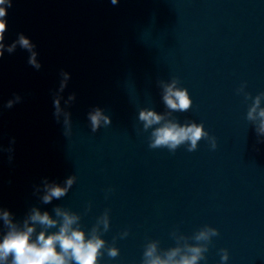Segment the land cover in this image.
Listing matches in <instances>:
<instances>
[{
    "label": "water",
    "instance_id": "95a60500",
    "mask_svg": "<svg viewBox=\"0 0 264 264\" xmlns=\"http://www.w3.org/2000/svg\"><path fill=\"white\" fill-rule=\"evenodd\" d=\"M22 36L30 49L19 37L0 49V210L21 227L33 208L58 224L55 207L76 215L73 227L104 241L96 264L173 249L179 261L192 247L197 264H264V133L248 118L264 93V0H74ZM174 79L187 111L165 105ZM97 109L110 123L93 132ZM147 109L161 124L202 123L216 147L151 148ZM69 176L66 195L44 204L45 182ZM207 228L218 234L197 241Z\"/></svg>",
    "mask_w": 264,
    "mask_h": 264
},
{
    "label": "clouds",
    "instance_id": "9594fccd",
    "mask_svg": "<svg viewBox=\"0 0 264 264\" xmlns=\"http://www.w3.org/2000/svg\"><path fill=\"white\" fill-rule=\"evenodd\" d=\"M116 0H112L115 3ZM5 0H0V5H4ZM6 28V12L0 7V42L4 39ZM20 46L30 49L32 45L25 36H19ZM3 45L0 43V48ZM9 51H12L10 48ZM2 55V52H0ZM178 79H174L171 84L165 86L163 100L166 107L171 111L184 112L190 109L192 101L189 99L188 92L185 88L176 87ZM264 96L262 93L257 96L253 105L248 111V118L256 120L259 118L258 133H264V109L259 108L260 98ZM10 106V105H9ZM92 131L95 132L100 126L101 120L107 125L110 123L107 116L97 109L95 112L89 113ZM162 115L157 114L151 109L141 110L139 112V120L143 122L144 130L152 128L150 144L151 148L167 146L170 151H174L179 145L187 142L189 151L197 148L198 141L207 138L212 148L216 147L215 138L210 136L204 129L202 123L188 122L180 124L176 121L166 120ZM157 125V127H152ZM73 177L69 176L65 182V186L58 184L48 185L45 182L46 191L42 196L44 204H49L53 199H60L66 195L67 189L72 186ZM54 212L57 219L50 217L48 211L41 212L37 208H33L29 216L23 221V226H18L13 222L11 213L7 209L0 210V220H3L7 228L3 238L0 239V264H96L97 257L101 255L100 250L104 247V241L92 233L86 238L85 232L79 227H73L79 222L76 215H70L67 211L60 207H55ZM30 221V222H29ZM105 230L108 227L107 215L102 220ZM36 225L41 226L40 231L36 232ZM58 231L48 232L50 228H56ZM48 233L47 235L45 233ZM35 233V238L33 235ZM218 232L214 228H207L201 231L195 239L197 241H208L210 236L217 235ZM57 245L59 250H57ZM206 251L207 249H203ZM155 246H151L146 252V257H152ZM191 256H181L179 261H171L178 253V249H173L169 254V260H161L159 257L151 259L148 264H197V260L203 258L200 247H192L189 249ZM108 255L115 257L118 252L114 248L108 249ZM221 261L228 259V253L224 249L221 250ZM9 257L11 259L9 260Z\"/></svg>",
    "mask_w": 264,
    "mask_h": 264
}]
</instances>
